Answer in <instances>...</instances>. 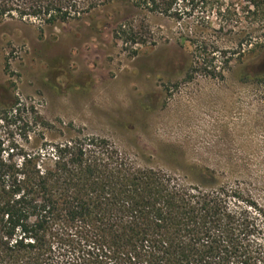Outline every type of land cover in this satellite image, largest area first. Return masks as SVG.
Segmentation results:
<instances>
[{"label": "rangeland", "instance_id": "rangeland-1", "mask_svg": "<svg viewBox=\"0 0 264 264\" xmlns=\"http://www.w3.org/2000/svg\"><path fill=\"white\" fill-rule=\"evenodd\" d=\"M248 5L186 0L177 5L176 19L137 0H116L55 25L4 16L0 101L26 103V119L39 114L47 122L31 130L49 140L105 137L137 163L191 181L199 176L195 168H210L217 183L264 211V83L243 76L256 54L238 49V36L264 37V28L246 12ZM224 15L231 17L224 29L200 26L210 19L219 29ZM120 23L147 44L136 50L120 40ZM191 34H212L228 47L215 52L212 69L197 64L203 54L189 44ZM259 210L251 208L253 215ZM259 221L264 232V216Z\"/></svg>", "mask_w": 264, "mask_h": 264}, {"label": "trees", "instance_id": "trees-1", "mask_svg": "<svg viewBox=\"0 0 264 264\" xmlns=\"http://www.w3.org/2000/svg\"><path fill=\"white\" fill-rule=\"evenodd\" d=\"M114 1L0 0V19L18 15L55 25ZM185 1L137 5L180 19L177 5ZM248 1L246 12L264 28V0ZM230 18L224 15L219 29L210 19L198 24L220 30ZM116 33L136 50L147 44L124 23ZM187 37L206 68L228 48L212 34ZM238 40L240 54H256L243 76L264 83V37L248 33ZM26 106L0 101V264H264V211L217 183L212 169L195 168L199 176L191 181L137 163L105 137L49 140L31 130L47 122L39 114L26 119Z\"/></svg>", "mask_w": 264, "mask_h": 264}]
</instances>
